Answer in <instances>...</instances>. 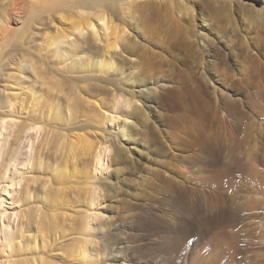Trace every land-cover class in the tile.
<instances>
[{
    "label": "rangeland",
    "instance_id": "obj_1",
    "mask_svg": "<svg viewBox=\"0 0 264 264\" xmlns=\"http://www.w3.org/2000/svg\"><path fill=\"white\" fill-rule=\"evenodd\" d=\"M123 1L126 0H103L102 5H97L89 10L94 12L99 9V6L103 7L104 10L106 9L107 18H111L109 29L105 31V34L109 35V41L113 40L112 35H114L116 26V30L119 29V26L125 28L121 32L122 36L119 40L118 49L113 50V48H110L109 50V55L113 57L112 51L119 54L115 59L117 62L120 61L121 71L119 77L122 79L110 82L103 79L112 73L114 68L110 69L108 74L94 73L90 82L98 86L100 93L94 99L88 97L89 100L95 102L91 103L90 101L89 105L86 104L85 106V112L87 109L89 113H92H88L89 115H95L92 116L94 118L93 124L90 123V127L88 126L86 129L87 131L89 128L88 136L94 143L93 146L99 147L103 143H107L106 146H108L104 171L99 172L97 179L94 181L100 189L98 202L91 208L93 211L94 235L110 233L111 245L113 243L114 248L121 247L119 250L121 253H117V257L125 261L126 264H154L145 252L147 246L142 236V230L134 226L142 206L152 205L159 208L158 202L160 199L171 196L174 187L177 186V189H180L185 185H191L193 191L189 200L195 202H189L188 196L190 194H187L185 198L188 200V202L186 201V203H189L187 204L188 207L184 212L180 213L178 211L177 213L188 215L191 212L198 218L202 217L204 191L210 187V177L218 172L216 169H219L214 153L219 146L227 144L226 120L235 121L238 118L236 114V117L232 114L229 116L227 109L222 106L221 97L229 93L233 97L232 106L237 107V110L240 109L248 113L244 122L247 125L250 123L249 126L246 125L247 131L243 134L246 135L242 137V148L244 149L240 153L243 159L246 158L245 155L248 152L251 153H248L251 156L248 155L249 160L244 159V162H249L247 163V171L235 173L231 170V173L234 172L232 179L230 180V175L229 179L224 177L225 180L228 179V182L230 180V189L226 191H229L228 193L232 197L230 205H232L231 208L234 206L232 211L234 210L233 214L236 215L235 218L238 217L239 222L238 227H235L234 230L245 236L244 239L246 240H248V234L254 235V237L256 235L260 236V230H264V189L258 185L257 180L260 177L264 178V91H261L264 89V41L259 38V32L264 31V0H133L129 4L131 6L127 8L122 4ZM178 3L185 4L191 11L188 13L177 11L175 7ZM5 4L6 0H0V14H3V10H6ZM105 4L114 5L108 8V6H104ZM39 15L34 18L35 20H32L33 22H30L32 26L25 29L26 31L31 30L30 37H33L34 45L41 42L37 40L39 38V34L36 32L38 28L45 27L46 32H54L60 25L59 21L61 20L59 15H55L51 21L47 20L44 12L39 13ZM61 21L66 22L64 19ZM178 23H184L183 25L187 27V34L177 30ZM101 34L102 31L98 37H101L102 41L93 42L95 49L100 54L103 52L101 46H104L106 40L105 36H100ZM3 35V28L1 27L0 51L6 53L5 58H9L13 62L23 58L25 56V50L22 48L25 43L22 42L23 37L15 41L21 47L18 48V46H12L11 43L6 45L2 42ZM3 43L4 46L2 47ZM20 43L23 45L21 46ZM48 59L46 60L51 63L55 57H49ZM6 63H8L7 60ZM39 63H36L38 72H42V75H40L43 77L45 75L44 78H47L45 80L49 82L51 75H55V73L50 74L51 71L47 69L45 61ZM6 67L0 72V95H5L1 91L4 84H7L6 86L10 89L15 88V85L12 84L15 79L9 77V80H6L7 77H4V73L8 70L14 71L15 66L14 64H8ZM58 67L60 66L58 65ZM60 69L67 74L55 75L57 77H52L50 83L59 78L60 80L62 78L72 80L71 78L74 75L72 77L68 75L70 71L68 66H62ZM14 74L21 78L16 71H14ZM35 80L36 78L32 80L25 78L26 83L29 85L34 84ZM38 81L34 86L37 85L35 89L40 90L41 95L46 94V99L44 98L45 95H42L44 96L43 100H48L44 103L53 102L58 107H62V111L67 107L63 112L68 113L70 106L65 104L70 99L73 100L72 97L75 94H78V88H72L73 86L68 81H61L62 84L61 82L56 83L58 84L57 88L54 83L57 91L52 92L53 96L45 91L48 86L39 84L40 80L38 79ZM188 89L192 90L197 96L195 97L193 92L190 93ZM7 92L9 95L12 93L11 90ZM119 92L124 100L121 102L120 99L118 106L113 108V95L115 96V93ZM255 92L257 93L255 94ZM49 95L53 98L48 97ZM81 96L86 98L84 93ZM238 97L242 101L236 102ZM15 105L16 107L12 109L11 115L6 114L11 109H5L4 112L1 111L0 113L2 115L5 113V120H7L0 123V126L2 124V128H0V177L3 178V181L1 179L0 182H7L4 180L5 177L20 180L19 185L17 187L15 185L13 191L7 194L1 191L2 194H6L4 203L6 211L2 222H0L3 225L0 238L3 240L5 234L7 236L14 235L15 238V249L10 254L11 256L7 255L9 251L4 248V251H0V261L3 264H9L8 262L16 264L15 261L22 260L24 255H30V253L24 254L25 250L22 247L27 240L34 239V237L35 240L38 238L36 234H38L37 222L39 217H37L33 208L38 207L40 210H44L45 201H43V198L47 190L54 185L51 174L62 158L61 151L57 149V146L63 145L67 141L66 134L69 135L70 131L72 133L75 131L74 133L77 132V134L80 132L79 130H68L71 121H66V118L62 120L65 128L60 129L51 125L54 120L51 122L49 120L51 118L48 119L45 116L40 122L46 120L47 124H45L46 121L41 124L40 122L37 123L38 126L42 125L43 127L39 126L42 129L38 130L36 138H34V130H32L34 127L28 128L29 131L27 130V136H25L26 134L23 135L22 132L23 127L27 123L29 124L31 120L28 119L34 112H30L29 108L22 111L21 106H18L20 105L19 102ZM134 107L136 110L138 109L136 111L139 114L138 120L125 117L124 114L125 111L135 109ZM39 109L37 110L39 114L36 111L33 115L39 116L45 110L41 108L40 112ZM46 109L48 111V108ZM47 111L45 110L46 113ZM103 112L107 116H117H113L115 119L113 124L107 122L105 126H102L98 123ZM50 114L51 112L48 115ZM251 122L256 123H253L252 126ZM54 123L58 122L54 121ZM130 125L139 127V130L146 129L141 131L145 134L140 133L139 136H134V139L129 140L127 135L125 138L120 136V146L125 149L127 147L128 157L132 160L135 159L133 166L130 164L125 167L120 163L119 157L116 156L117 144L112 136L120 131L121 126L126 129ZM108 132H111V134ZM21 136L23 137L21 138ZM246 137L248 140H246ZM53 139L54 142H52ZM58 140L60 144H58ZM246 149L249 150L247 153ZM12 155L15 156V159L8 166V174L5 175L3 173ZM253 156L258 161H254ZM91 158V153L80 156L78 162L81 164L79 163V165L84 166L85 169H90ZM230 165L232 164L230 163ZM251 166L255 168L253 169ZM86 191L84 189L82 195H78L76 189L68 190L67 195L69 196L66 198L72 201V205L76 206L78 213L69 209L64 211L68 216H63L66 219L61 218L59 224L65 230V237L59 235L61 232L58 233V231L52 237L57 236L59 238L60 236L61 238L59 240L55 238L57 240L54 243V240L50 238L52 240H49V249L45 248L43 251L46 250L47 258L53 262L55 261L54 264H103L104 262V264H113L111 262L112 258L105 255L107 251L102 248L98 238L96 239L98 242L95 241L94 243L96 246L92 244L94 242L92 239L87 243L88 251L92 253V257L89 255L87 258L91 261L87 258L82 261L76 256L77 246L81 244L84 238L77 227L80 226L78 223L84 222L83 217L85 214L83 215V213L88 212L83 209L86 208L85 199L86 202L89 199V196H87L89 194ZM83 193L86 194L85 197ZM250 197L251 199H249ZM254 197L255 199L258 198L259 201L255 200ZM190 204L192 205L189 206ZM82 210L81 215L83 216L80 217L79 212H82ZM14 211L15 215H13ZM17 212L18 215H16ZM172 213L179 215L176 210H173ZM108 221H111L110 229L107 227ZM100 227L103 229L102 232L98 233ZM123 235L127 236L124 237ZM258 236L255 237L254 241L259 245L261 244L260 246H264V235ZM38 241L39 239L36 242L38 243ZM193 247L195 249V246ZM256 249L258 250L256 251ZM247 253L246 256L251 259V263L248 264H264V249L255 247ZM247 253L245 252L244 255ZM6 257H8V260H5ZM105 259H107V262L104 261ZM115 260L116 263L119 262V260Z\"/></svg>",
    "mask_w": 264,
    "mask_h": 264
},
{
    "label": "bare ground",
    "instance_id": "obj_2",
    "mask_svg": "<svg viewBox=\"0 0 264 264\" xmlns=\"http://www.w3.org/2000/svg\"><path fill=\"white\" fill-rule=\"evenodd\" d=\"M102 1L103 0H6V4H5L6 10H3V14H0V17L2 18L0 20V28L1 27L3 28V34H4L3 35L4 39H2V42L6 43V45L8 43H11L12 46H18V48H21V47H19V45H17V43H15V41L17 39L23 37L22 42H25V43H24V45L21 43L20 44H21V46L22 45L24 46V47L22 46V48H24V50H25L24 51L25 52L24 57H26V58H24V57L20 58L18 60L16 59L17 61L13 62V61H10L9 58H7V59L5 58L6 53H4V51L3 52L0 51V72H2L5 68H7L6 66H8V64H14V66H15L14 71H16L18 73V75L21 76V78L16 76V74H14L13 70H8L4 73V77H7V78H5L6 80L9 77L15 79L14 83H12L15 85V88L10 89L8 86H6L7 84L6 85L4 84L1 87V89H2L1 91L4 92L5 95H3V94L0 95V97L3 96L2 98H0V113H1V111L4 112L5 109H11L10 112L13 111L12 109L13 108L15 109V107H16L15 103L17 104V102H19L20 105H18V106L19 107L21 106L22 111L23 110L25 111L27 108H29L30 112L32 111V113L33 112L35 113L39 109L38 107H41L43 110L45 109L46 111H47L46 108H48L47 113L51 112L50 115H48L49 113L47 114L45 112V110L43 112H41L40 111L41 108L39 109V111L41 112L39 116H35V115H33L34 113L33 114L31 113L32 116L29 117V119H28L31 121L29 122V124L28 123L26 125L24 124L25 127H23L24 129L22 132H23V135L26 134L25 136H27V132L29 131L28 128L34 127V128H32V130H34V138H36V136L38 134V130L41 128L39 126H42V125L38 126V124L43 118H45V116L48 117V119L50 117L51 119H49V120H51V122H52V120H54V121H57L58 123H61V124H58V123L55 124L53 121L52 122L53 124H51L50 121L48 120L51 125H53L57 128H60V129L65 128L64 125L62 124V122H63L62 120L66 118L67 119L66 121H68V122L71 121L70 124L67 123V124H69L68 130L70 129L72 131H74V130L80 131L78 134H77V132L74 133L75 131L73 133L70 131L69 135L66 134L67 141L63 145L59 143V140L57 141L58 144H60L57 146L58 147L57 149H59L61 151L62 158L60 161H58V164L55 166V171L54 172L52 171V174L49 173V174H51V179L53 180L52 182H54V185L52 184L53 186L49 189H48V187H46L48 190H47V192L44 191V192H46L45 193L46 195L44 194L45 195L44 198L42 197L43 201H45L44 202L45 203L44 210H42V209L40 210V208H38L37 205H36L37 208H33L34 210L31 208L33 211H35V214H37V217H39V220L37 222V233L38 234H36V235H38V238H36V240H35V237H34V239H29L30 237L28 238L29 240H27L23 244L22 249L25 250L24 254L30 253V255H24L23 254L24 255L23 259L20 261H15L16 264H54L55 261L53 262L51 259L47 258L48 254L46 255V253H47L46 250H45V252H43V251L45 248L47 249L49 247L48 243H49L50 238H52L54 240L53 243L57 239L59 240L61 238L60 236H59V238H57V236H56L55 238H57V239L52 237V235L55 236L58 231H59L58 233L61 232L59 235H61L62 237H65V230H64V228L62 229V227L59 224L61 218H63V216H66V212H64V211L69 209V210H72L74 212H77L76 206L72 205V201H69V199L66 198L67 196H69V195H67L69 189H71V191H72V189L73 190L76 189V193L78 195H80V194L82 195V190L85 189V190H87L86 192L89 194V195H87V196H89L88 197L89 199H87V202H86V199L84 201L86 208H83L85 210V212L86 211H88V212L83 213V210H82V212L81 211L79 212L80 217H82L85 214L83 217L84 222H82L81 224L78 223L80 226L77 227L79 233L82 234V236L84 237L83 238L84 240L82 239L83 244L81 242V244L79 246H77L78 250L76 249L77 252L75 251L76 256L79 257L82 261L85 260V258H87L89 255L91 256L92 253H90V251H88L87 243L90 241V239H92L94 241L92 244H94L95 241H97L96 239L98 238V239H100L99 243L102 245V248L107 251V253L105 255L110 256L112 258L111 262H113V264L116 263L115 259H117V261L119 260V262L116 264H126L125 261L120 260L117 257V253L120 252L119 250L121 247L118 246L119 248L118 247L114 248L113 243H112V245H113V247H112L111 242L109 240L110 239V236H109L110 233L101 234L98 236L94 235L95 230H94L93 225H92V219H93V217H92L93 213L92 212L93 211L91 210V208L93 206H95V204H97L98 199H99V190H100L99 186L95 185L94 181L97 179L98 173L104 171V162H105V157L107 156V153H108L107 152L108 146H106L107 143L106 144L103 143L105 145L100 144L99 147H97L96 145L93 146L94 143L89 139L90 137L88 136L89 128L87 131H86V129L88 126L90 127V125H91L90 123L93 124V121H94L93 117L95 115L93 114L92 115L93 117L91 115H89L92 113H89L87 111V109L85 112V108H86L85 106H86V104L89 105V103L91 101V100H89L88 97H91L92 99H94L100 93L98 86H96V85H94V83L90 82V79H91V77L94 76L93 75L94 73L99 72V73L108 74L110 69L114 68V71L112 73H110L109 75H107L106 78H103V79H105L108 82L122 79L121 77H119V74L121 71V66H119L120 61L117 62L115 59L116 57H118L119 54L116 51L115 52L112 51V53H113L112 55H114V57H113V56L109 55V53H110L109 50H110V48H113V50H114L118 47L119 40H121V36H122L121 32H123L125 29V28H121L119 26V29L116 30V28H117V26H116L114 28V35L111 34L113 37V40L109 41V38H108L109 35L105 34V31H107L109 29V23L111 22V20H110L111 18L110 19L107 18L108 16L105 12L106 9L104 10L103 7L99 6V9L95 10L94 12L89 11L90 9H92V7H95L97 5H102ZM131 1H133V0H126V1H123L122 4L126 6L125 8H127V7L131 6V5H129L132 3ZM113 5L112 4H105L104 6H106V7L108 6V8H109V6L112 7ZM175 8L179 12H187L188 13L191 11V9L183 3H178ZM3 9H4V7H3ZM41 12H44L46 14L47 20L51 21L55 15H59L60 19L61 20L64 19V21H66L67 23L63 22L59 19L60 25L57 27V29H55L54 32H48V31L46 32L47 29L45 27L38 28L37 31L36 30L35 31L37 32V34H39V38H37V40H40L41 42L39 43L40 45L39 44L34 45L33 44L34 39H33V37H30L31 36L30 34H32V32H30L31 30L30 31L27 30L29 32L27 34H25L27 32L25 29H27V27L29 29L32 26L30 22H33L32 20H35L34 18L37 17L39 15V13H41ZM37 20H38V18H37ZM183 24L178 23L176 28L178 31L187 34V27ZM261 28H263V26H261ZM35 31H34V33H35ZM101 31H102V34L100 36H105L106 40L104 42V46H101V51H103V52L100 54L98 52V50L95 49L93 42L102 41L101 37H98L99 33ZM259 38H261V40L264 41V31L259 32ZM4 43H3L2 47L4 46ZM34 43H35V41H34ZM128 47H129V45H128ZM81 48H83V49L81 50ZM97 48H99V47H97ZM49 57H53V58L55 57V59H54L55 61L53 60L54 62L52 61L53 63L52 62L50 63V61L46 60ZM6 60L8 61V63H6ZM44 61L46 63L47 69L49 71H51L50 74L55 73V75H57V74L65 75L67 73L62 72L60 67L65 66V65L68 66V68L70 69V71L68 72L69 73L68 75H71V77L74 75L71 78L72 80L63 79V78H62V80H60V78L59 79L54 78L56 80H54L53 82L51 81V83H50V80L52 77L58 76V75L57 76L51 75L52 77L50 78L49 82L46 81L45 79H47V78H44L45 75H44V77L41 76L42 72L41 71H40L41 73L38 72V68H37L38 65H36V63H39V62L44 63ZM58 65L60 67H58ZM96 77H94V78H96ZM25 78L26 79L29 78L31 80L36 78L34 84L38 83L39 82L38 79H39L40 80L39 84L48 86L47 88L44 86L46 88V90L45 89L44 90L48 94H51V95H53V93H52L53 91H57V89L55 90V87L56 88L58 87L57 86L58 84H56V83H59L61 81L62 82L63 81L70 82V84L73 86L72 88H74V87L78 88L79 92H77L78 94H75L76 96L74 95L75 97L74 96L72 97L73 100L70 99L71 101L69 100L68 103L66 102L65 105L68 104L70 106V109L68 110V113L65 112V113H67V114H65L63 111H65V109L67 107L65 109H63V111H62V109H61L62 107L61 108L58 107L57 105H55V103L53 104V102L52 103L48 102L45 104L44 102H47L48 100L47 101L43 100L44 96H42V95H45L44 98L46 99V97H47L46 94L41 95L42 92L39 93L40 90L37 89L38 90L37 91L35 89V87L37 85H35V86H34V84H32L33 86L29 85L28 83H26ZM57 80H59V81H57ZM62 82H61V84H62ZM54 83L56 84L55 87H54ZM9 90H11V92H12L11 95H9V93L7 92ZM58 90H60V89H58ZM188 90H190V89H188ZM41 91H43V90H41ZM191 91L192 90H190L189 92L191 93ZM261 91H264V89H262ZM82 92L84 93L86 98L84 96L83 97L81 96V94H83ZM256 93L257 92H255V94ZM193 94L195 95V97L197 96V94H195L194 92H193ZM51 95H49L48 97L53 98ZM182 95H180V96H182ZM263 95H264V92H263ZM121 97H122V95H120V92L117 94L115 93V96L113 95V99H114L112 102L113 108H116V106H118V103H120V99H121V102H122V100H124L123 97L122 98ZM124 97H125V99H127L126 96H124ZM231 98H232V100H231ZM51 100L53 101V99H51ZM194 100H198V99H194ZM236 100H237L236 102H238L241 100V98L238 97V98H236ZM61 101H60V103H61ZM92 102L93 101H91V103ZM232 102H233V97H231V94H229V93L221 97L222 106L227 109V114H229V116L232 114V115H234V117H236L235 116V114H236L238 116V118L235 119V121H230L229 119L226 120L227 118L225 119L226 124H227L226 128H227V139L228 140L226 141L227 142L226 145L219 146L218 149L214 153L216 160L218 162V165H219V169H216V171H218V172L214 173L215 175L210 177V180H209L210 181V187L208 189L205 188L206 190L204 191V196L202 198V217L198 218L195 214H193L191 212H189L188 215H184V213L182 215H180L179 213H177L178 211L180 213L184 212L186 210V207H188L187 204H189V203H186V201L188 202V200L192 196L191 192L193 191L191 185H185V186H183V188L180 187V189H177V186L174 187L175 189H173L171 196L160 199V201L158 202V205L160 206L159 208H157V207L155 208L152 205H147V206L141 207V212L138 214V218L136 220L137 222L134 226H135V228L142 230V232H143L142 236H143V238L145 240V244L147 246V248L145 249V252L148 255L149 260L154 262V264H248V263H251L250 262L251 259L248 256H246V255H248V253H247L248 251H250L251 249H253L255 247H259V248L264 249L263 245L260 246L261 244L259 245L254 241L255 237L258 235H256L254 237V235L252 236L251 234H248L249 235V236H247L248 240H246V239H244L245 236L240 235L238 231L234 230L235 227H238L237 225L239 222L237 220L238 217L235 218L236 215L234 216V214H233L234 210L232 211V208L234 206L231 208L232 205H230L232 197H231L230 193H228L229 191L227 192L226 190L230 189L231 184H229V183L233 177L232 174H234V172L235 173H243V172H245V170L247 171V166H248L247 163H249V162L247 160H245V161H247V163L244 162V159H246V158L248 159V155H249L248 153H250V152H248L249 150L246 149L247 150L246 153L247 152L248 153L247 154L245 153L246 158H244V159H243V157L240 156V155H242L240 153H242V150L244 149V148H242V140H243L242 137L246 135V134L245 135H243V134H244V132L247 131V126H249L250 123L247 125L246 122H244V120H246L245 116L248 113H246L240 109L237 110V107L235 108V106H232V104H231ZM127 105H129V104L127 103ZM56 107H58V108H56ZM63 107H65V106H63ZM49 108L52 109V111H50ZM53 110H54V112H53ZM137 110L135 108V109H132L130 111H125V113H124L125 117L136 118L138 120L139 114L136 112ZM10 112L7 111L6 114L9 113L11 115L12 112L11 113ZM30 112H28V113H30ZM37 113L39 114L38 111H37ZM6 114L5 113L3 115L0 114V123L3 122V120H5ZM113 116L114 115L107 116L103 112L102 116L100 117V122L98 121V123H100V125H102V126H105L107 122H110L111 124H113L115 121L114 117H117V116H114V117ZM144 118H146V117H144ZM5 121H7V120H5ZM44 121H46V120H44ZM44 121H42V122H44ZM42 122H40V124ZM10 123H13V122H10ZM125 123H126V121H125ZM253 123H252V126L256 122L254 124ZM45 124H47V121ZM144 124H146V123H144ZM135 126H136V124H135ZM135 126L130 125L126 129H125V127L121 126L120 131L117 132L116 134L113 133L114 136H112L114 138V142H116V144H117V145L114 144V145H116V148H117V151H116L117 155L116 156L119 157L120 163L125 167H127V165H130V164L133 166L135 163V161H134L135 159L132 160L128 157V155H129L128 150H127L128 148L126 147V149H125V148H123V146H120L121 142H120L119 138H120V136L125 138V136L127 135L129 140L134 139L135 138L134 136H137V135L139 136L140 133L141 134L143 133L141 131L146 129V128H144L143 130H139L138 129L139 127H135ZM0 128H2V124H1ZM44 128H45V126H44ZM66 130H67V127H66ZM108 133L111 134V132H108ZM143 134H145V133H143ZM22 137L23 136H21V138ZM64 139H65V137H64ZM246 140H248L247 137H246ZM52 142H54V139L52 140ZM247 143H249V142H247ZM247 143H246V145H247ZM54 144L56 145L57 143H54ZM248 146L250 148L249 144H248ZM252 149H253V147H252ZM244 152H245V150H244ZM86 153H91V155H92V158H91L92 163H91L90 169H85L84 166H80L79 165L80 162H78V160L80 161L79 157L85 155ZM14 155H12L9 158V162H8L7 167L5 168V171L3 174H5V175L8 174L7 173L8 169H9L8 166L15 159ZM253 158H254V156H253ZM254 161H258L257 158H254ZM230 163L232 165H230ZM231 170L234 172L231 173ZM229 175L231 177H229ZM224 177L225 178L229 177L230 178L229 182L227 181L229 178L225 180ZM7 178L8 177H5V179H4L7 182H4V183L0 182V222H2L3 216H4L5 211H6V209L4 207L5 195L8 192L13 191L15 185L17 187L19 185V182H20L19 179L15 180L12 178H10V179L8 178V180H7ZM1 179L3 181L2 177H0V180ZM51 179H49V180H51ZM45 181H47V180H45ZM48 182H47V184H48ZM257 182H258V185L263 187V189H264V178L260 177V179H258ZM49 184H51V183H49ZM237 184H234V185H237ZM44 185H46V184H44ZM41 188H42V186H41ZM168 188H170V187H168ZM44 190H46V189H44ZM1 191L6 192V194H2ZM73 194H74V192H73ZM187 194H190L188 196V200H186L187 198H185V196ZM85 195L86 194H84V197H85ZM251 197L249 199H251ZM78 198H79V196H78ZM240 199H242V198H240ZM254 199H255V197H254ZM79 200H80V198H79ZM255 200H258V198ZM190 201L192 202L193 200H189V202ZM184 202L186 205L184 204ZM193 202H195V201H193ZM182 205H184V206H182ZM191 205L192 204H190L189 206H191ZM176 208H178V209H176ZM88 209L91 211H89ZM32 210H31V212H32ZM173 210H176V213L179 215L172 213ZM82 213H83V215H81ZM30 214H32V213H30ZM69 214L71 215L70 212H69ZM13 215H15V211H14ZM16 215H18V212L16 213ZM94 215H96V214H94ZM28 217H30V216H28ZM66 217H64V218L66 219ZM33 219H34V217H33ZM154 221H157V222H154ZM61 222H64V221H61ZM76 222H78V221H76ZM70 226L71 225H69V227ZM107 227H108V229L111 228V221H108ZM2 228H3V225L0 224V234L2 233L1 231H3ZM60 229H61V231H60ZM102 229L103 228H101V227L98 228V233L102 232ZM74 231H73V233H74ZM130 233H132V232H130ZM259 233L264 235V230L261 229ZM261 234H259V235L262 236ZM244 235H247V234H244ZM4 236L5 237H3V240H1V238H0V251H2L4 248L7 251H9V254H7V255H10L11 253H13V251L15 249L14 248L15 247V245H14L15 244L14 243L15 238H14V235L13 236H7V234H5ZM29 236H31V235H29ZM126 236H124V237H126ZM260 236H258V237H260ZM37 239H39L38 243L36 242ZM17 242H19V241H17ZM94 246H96V245L94 244ZM193 246H195V249ZM95 250H97V249H95ZM257 250L258 249H256V251ZM245 252L247 254L244 255ZM35 256L37 257V258H35L36 262H35V259L33 258ZM44 256H46V257H44ZM8 257H6L5 260H8ZM87 259L90 260L89 258H87ZM101 260H102V258H101ZM82 261H80V262H82ZM104 261L107 262V259H105ZM8 263L11 264L10 262H8ZM0 264H3V263L0 261Z\"/></svg>",
    "mask_w": 264,
    "mask_h": 264
}]
</instances>
